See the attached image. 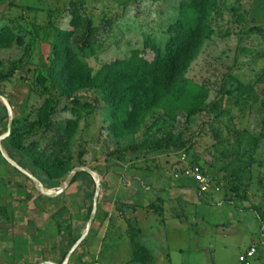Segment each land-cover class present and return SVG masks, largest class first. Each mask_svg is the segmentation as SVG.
Segmentation results:
<instances>
[{
  "label": "rangeland",
  "instance_id": "rangeland-1",
  "mask_svg": "<svg viewBox=\"0 0 264 264\" xmlns=\"http://www.w3.org/2000/svg\"><path fill=\"white\" fill-rule=\"evenodd\" d=\"M180 1L10 0L12 4H8L0 0V26H9L23 39L20 45L0 50V97L11 106L13 126L24 131L30 130L35 110L47 97L54 104L50 116L54 127L74 117L71 108H77L81 115L78 129L65 149L61 147L63 139L52 137L54 130L48 133L46 127L26 136L23 144L34 143L35 156L48 162L56 156L68 160L71 168L89 167L108 186L102 185L99 195L110 186L116 190L119 182L129 187V195L126 191L121 195L131 201L120 208H136L135 216L127 215L140 230L137 241L153 254L152 264H244L239 256L250 247L255 256L248 258V264H262L264 110L258 108L264 101V0H225L213 16L215 34L203 44L186 75L190 82L203 84L209 98L204 110L187 125L180 117L176 123H164V132L148 130L153 123L163 124L160 112L152 111L137 134L116 138L106 128L107 108L95 92L81 90L67 99L36 80L41 71H47L55 30L68 29L73 9L84 23L74 30L69 46L98 70L101 63L128 57L134 49L150 60L152 53L144 46L146 42H153L162 51L169 39L166 27L174 21ZM2 108L0 103V136L5 134L2 128L6 125ZM165 131L170 133L169 145L162 143L161 149H151L150 142L162 139ZM4 145L2 140V148ZM12 154L16 159L22 156L17 151ZM0 166L6 181L0 184V192L16 190V180H22L17 189L37 192L36 185L9 163L2 161ZM195 168L207 180L205 192H199L192 177L185 175ZM32 173L48 190L59 188L64 179L49 180L37 169ZM149 184L160 188L152 193L162 194L164 201L157 196L141 197L140 192ZM93 188L90 175L84 172L69 191L85 190L93 198ZM150 202L156 208L160 205L161 212L151 210L144 215L141 210ZM251 207L259 211L261 219L244 209ZM110 230L97 233L93 226L86 234L83 241L90 245L91 260L96 258L98 264H141L132 262L127 226L123 232ZM74 260L73 256L69 261Z\"/></svg>",
  "mask_w": 264,
  "mask_h": 264
},
{
  "label": "trees",
  "instance_id": "trees-1",
  "mask_svg": "<svg viewBox=\"0 0 264 264\" xmlns=\"http://www.w3.org/2000/svg\"><path fill=\"white\" fill-rule=\"evenodd\" d=\"M224 1L181 0L174 21L166 27L169 39L164 43L162 51L153 42H146L144 46L152 53L150 60L145 59L140 51L134 49L131 50L128 57L114 58L101 63L98 70H94L82 61L69 46L74 30L82 27L84 23L78 11L73 9L69 12L68 29L55 30V40L51 44L47 71H41L36 80L44 88L49 84L50 88L56 90L59 96L67 99L81 90L95 92L107 108L106 128L116 138L137 134L142 128L145 116L152 111L160 112L159 117L163 119V124L153 123L148 126V130L153 129L157 133L164 132V127H166L164 123L166 125L176 123L180 117L182 123L187 125L192 117L204 110L209 94L203 84L190 82L186 75L203 44L215 34L211 23L212 18L221 9ZM7 2L12 4L10 0ZM251 31L260 30L252 28ZM22 43L23 39L16 35L9 26H0V50H5L13 44L20 45ZM241 51L248 54L245 49H241ZM7 78L6 76L3 79L6 81ZM226 93L234 94L232 91ZM77 101L74 99L76 104ZM212 107L215 108L216 104L213 103ZM258 110H264V101L260 103ZM2 111L6 117L4 108ZM53 112V100L47 97L35 110V118L29 124V131L15 128L12 119L10 134L7 139L3 140L5 142L3 150L7 152L8 156L27 169V172L42 184L44 182L34 176L32 170L37 169L49 180L59 182L72 168L66 159L54 156L48 162L40 156L36 157L34 143L23 144L24 139L26 136L32 135L38 128L46 127L49 129L48 133L54 130L52 137L58 136L59 139H63L61 147L65 149L67 140L78 129V121L81 117L77 108L73 107L71 113L74 117L54 127L50 121ZM2 130L6 132L5 126ZM169 135L165 131L162 139L152 140L150 142L151 149H161L162 143L164 147L169 145ZM259 137L255 138L256 143ZM50 139L52 140V138ZM15 151L22 154L20 159H16L12 154ZM1 160L6 163L2 158ZM149 167L147 166L148 169H150ZM83 173H75L71 177L69 185ZM102 185L103 183L100 184V189L103 188ZM242 199L247 200L246 196ZM147 207L155 213L161 212L160 205L156 208L153 206V202H150ZM244 209L253 211L254 215L261 219L259 211L255 207ZM86 211L87 219L90 205ZM125 222L132 262L152 264L153 254L136 239L140 230L134 227L130 221L125 220Z\"/></svg>",
  "mask_w": 264,
  "mask_h": 264
},
{
  "label": "crops",
  "instance_id": "crops-1",
  "mask_svg": "<svg viewBox=\"0 0 264 264\" xmlns=\"http://www.w3.org/2000/svg\"><path fill=\"white\" fill-rule=\"evenodd\" d=\"M19 181L22 180H16V190L0 192V264H62L77 236L84 232L86 210L92 201L89 192L76 189L69 191L74 181L62 194L47 197L39 192L27 193L17 189ZM101 182L104 183L102 180ZM5 183V178L0 174V184ZM103 186L108 187L105 184ZM144 188L146 191L140 192L141 197L157 196L158 199L165 200L160 197L162 194L153 195L155 190L157 193L160 189L157 186L149 184ZM128 189L129 187L119 182L116 190L110 186L98 196L89 231L94 226L97 233L102 229L105 233L109 228V233L115 228L121 232L126 226L125 220L135 223L127 213L135 216L136 208H120L131 201L126 196L129 195ZM121 191H126L124 197ZM151 210L143 207L141 211L148 215ZM83 239L73 249L70 259L74 256L77 264H98L96 258L95 261L91 260L90 245Z\"/></svg>",
  "mask_w": 264,
  "mask_h": 264
},
{
  "label": "water",
  "instance_id": "water-1",
  "mask_svg": "<svg viewBox=\"0 0 264 264\" xmlns=\"http://www.w3.org/2000/svg\"><path fill=\"white\" fill-rule=\"evenodd\" d=\"M0 103L3 105V108L5 110V114H6V125H5V134L0 136V157L6 161V163H9L13 168L16 169V171H18L20 174H22L23 176H25L32 184L36 185L37 187V192L41 193L44 196L47 197H55L57 195H60L63 193V191L68 187L71 177L77 173V172H86L90 175L93 184H94V195L91 201V206H90V211L88 213L87 219H86V226L84 229V232L81 233L78 238L73 242L72 246L70 247V249L68 250V252L66 253V257L63 261L62 264H66L69 259H70V254L73 252V249L77 246V244L86 236V234L88 233L91 225H92V220L95 214V210H96V202L98 201V196H99V188H100V184H101V180L98 179V176L90 170L89 167L87 166H76L74 168H72L68 174L64 177L63 182L61 183V185L59 186V188L55 189V190H48L45 189L42 185L41 182H39L37 179H35L31 174H29L27 172V169H25L24 167H22L17 161H14L11 157L8 156V154H6L1 146V141L4 139H7V137L10 134V125H11V121H12V115H11V109H10V104L7 100H5L4 98L0 97ZM44 264V263H41Z\"/></svg>",
  "mask_w": 264,
  "mask_h": 264
},
{
  "label": "built area",
  "instance_id": "built-area-1",
  "mask_svg": "<svg viewBox=\"0 0 264 264\" xmlns=\"http://www.w3.org/2000/svg\"><path fill=\"white\" fill-rule=\"evenodd\" d=\"M190 173L186 172V176H191L193 181L198 185V189L200 192H205L208 188L207 180L198 172L197 168L193 169L192 171H189ZM255 256V250L253 248L247 249V253L245 255L239 256L240 262H245L244 264H248V258H251ZM66 264H77L74 261H68ZM264 264V262L262 263Z\"/></svg>",
  "mask_w": 264,
  "mask_h": 264
}]
</instances>
